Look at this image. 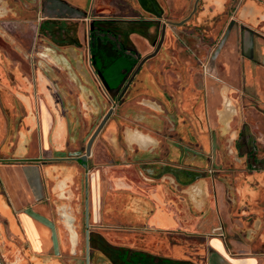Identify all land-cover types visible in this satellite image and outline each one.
I'll return each mask as SVG.
<instances>
[{
  "label": "flooded vegetation",
  "instance_id": "flooded-vegetation-1",
  "mask_svg": "<svg viewBox=\"0 0 264 264\" xmlns=\"http://www.w3.org/2000/svg\"><path fill=\"white\" fill-rule=\"evenodd\" d=\"M50 1L41 0L42 14H45L44 5ZM123 1L134 9L138 8L136 0ZM195 1L160 0V7L164 3L166 8L162 7L159 15H150L151 23L155 25L151 40L154 48L146 55L133 47L129 36L148 32L149 25L136 27L129 19L128 25L123 27L119 24L121 19L106 17L89 18V28L79 31L56 18L51 25L42 22L41 47L33 51L31 57L23 51L25 67L43 70L50 76L53 87L61 96L59 106L65 115L69 138L63 155L47 159L48 167L54 170L52 210L56 226L67 231L69 244L77 245L80 238L78 231L85 229L84 249L87 255L88 241V264H91L92 251L95 249L105 255L102 249L92 247L99 237L89 228L135 225L134 215L127 205L133 194L151 203L145 221L141 222L147 232L141 238L136 231L130 230V240L134 243L117 245L119 253H116L115 264H120V254L127 255L131 249L162 257L170 249L167 241L185 236L194 228V222L214 208L215 197H206L204 194L201 199L202 202L206 201L205 208L199 213L181 192L180 183L187 182V178L195 173H182L180 169L188 164L195 167L198 161L203 162L197 149L205 156V161L213 171L215 167H224L227 171L231 167L241 170L243 174L245 168L253 171L264 167V158L258 156L256 138L249 128V117L242 114L240 92L232 87L225 95L220 93L218 102L215 96L207 93L205 86L194 84L195 76H216L213 79L217 81L221 79L212 69L214 54L211 53L210 58L201 64V58L192 54V47L186 44L188 29L198 33L200 44L205 40L204 32L208 31L202 29L203 23L199 21L200 0L193 11ZM0 3L7 4L8 1L0 0ZM117 3L118 6L122 5L121 2ZM112 7L116 8L114 4ZM233 7L231 2L229 11ZM52 10L57 11L55 8ZM80 10L81 19L91 14L85 7ZM173 10L178 12L176 16L171 14ZM120 12L123 10L117 13ZM185 13L188 14L184 18L190 15L189 18L176 24L184 18L179 21L174 19ZM191 18L195 19L188 28L185 24L190 23ZM13 63V60L8 59V68H5L12 71L15 90L21 91V95L29 92L32 97L28 80H20L21 75L14 72L20 64ZM21 95L15 98H21ZM130 117L148 125L144 132L154 140L147 148L131 146L124 138V124L130 123ZM115 126L119 128L118 136L125 159L118 167H102L103 174L107 175L108 182L112 181L114 188L107 189L108 193L103 197L105 202L97 216L93 212L89 174L96 157L110 155L108 137L112 136L110 133L114 132ZM136 126L141 129L140 125ZM95 132L89 152L86 153ZM83 156H86L85 159H82ZM129 156L131 159L127 160ZM174 161L179 165H175ZM237 178L239 193V173ZM61 185L63 191L58 192L57 188ZM169 223L172 226L167 229ZM2 231L0 228V235ZM118 234L122 235V232L118 230L113 235H101L100 238L110 243L111 237ZM138 241L147 242V248L140 247ZM100 252L95 255L97 264H103L98 261L103 258ZM131 258L134 260L133 256Z\"/></svg>",
  "mask_w": 264,
  "mask_h": 264
},
{
  "label": "crops",
  "instance_id": "crops-1",
  "mask_svg": "<svg viewBox=\"0 0 264 264\" xmlns=\"http://www.w3.org/2000/svg\"><path fill=\"white\" fill-rule=\"evenodd\" d=\"M136 1L138 8L134 9L135 15L132 16L138 17L130 21L134 22L133 26L136 27L147 25L149 27L148 32L143 34L132 33L129 40L135 49L147 53L152 48L151 40L155 27L154 23H151L150 15L152 13L159 15L166 7L164 3L162 4L163 9L160 7V0ZM227 1L204 0L205 4L199 11V21L203 23V29H208L205 34L207 41L200 44L197 38L198 33H194L192 29L187 30L186 44L192 47V54H198L200 58L203 55L206 56L205 52L208 51L214 54L211 62L212 69L217 76L221 77L217 81L209 76L203 78L195 76L194 84L199 87L205 86L207 93L215 96L218 102L220 93L225 95L232 87L240 94L248 92L264 111V0H233L234 7L230 11V5H226ZM55 2L51 0L46 6L44 5L45 14H42L39 24L27 21L25 24H19V26L25 25L21 26L22 29L19 28L21 32L12 31L16 43L19 44L17 45L23 49L22 51L28 52L30 57L31 53L36 51L35 47L38 43L33 39L32 30L39 31L42 22L51 25L56 18L61 23L70 25L75 20L81 19L79 11L84 9L85 0H57ZM54 8L57 9L56 12L52 10ZM3 11L6 14L5 8ZM171 14L176 16L178 12L173 10ZM145 15L149 17L145 18ZM128 22L129 19L125 18L121 19L119 24L125 27ZM22 51L20 48H15L8 53L5 51L4 54L0 51L2 61L5 57L7 60L12 59L14 63L21 62L14 72L21 75L20 80H28V87L32 91V97L29 96V92L23 93L24 95L19 94L21 98L18 99L14 97L4 100V96H0V221H3V218L8 223L10 220H17L26 238L24 245L33 255L35 264H63L60 249L69 244L68 233L63 227L56 226V218L52 210V198L55 193L53 191L54 170L48 167L47 159L63 155L69 132L65 115L59 106L61 98L53 89L52 79L43 70L25 67ZM11 72L7 70V73ZM15 104H20L19 107L22 110L19 119H16L13 113L8 112V108L10 109ZM129 120V124H124L123 132L127 143L134 147L141 145L147 148L154 140L151 135L144 132L148 125L139 121L140 119L130 117ZM15 121L18 124L17 127L14 125ZM137 124L141 126L140 130ZM118 129L115 126L114 132L110 133L112 136L108 137L110 155L102 158L101 156L96 157V162L89 174L94 201L93 212L97 216L100 214L102 203L105 202L103 197L108 193L107 189L114 186L112 181L108 182L102 167L105 165L118 167L125 159ZM12 140L13 144L10 146ZM126 159L130 160L131 157ZM173 163L178 164L176 161ZM185 167L192 169L193 165L188 164ZM248 172V177L244 176L245 171H243L240 178L239 193L242 201L247 199V195L251 197V200L255 199L256 191L251 187L255 184H264V167L253 169V171L248 170ZM201 184L198 185L197 181L192 182L187 190L189 192L186 197L191 207L195 209L201 206L198 191L204 192L206 188ZM57 191L62 192L63 186L57 188ZM128 200L130 201L127 205L135 219V225L132 227H139L142 225V220L145 221L151 203L148 199L135 194L131 195ZM206 214H209L210 220L201 223L203 221L201 217L200 220L194 222V228H191L186 236H202L201 232L210 229L214 220V224L216 223L217 218L214 216L213 208L209 209ZM2 224L0 223V228L3 229ZM170 225V223L166 225L167 229L171 228L172 225ZM247 233L254 236L247 231L241 232L245 236ZM203 238L206 239L207 256H209V261L204 264H264V232L251 239L247 237V243L234 241L227 244L221 235L214 234L207 238L203 236ZM11 245L14 250L20 248L16 243ZM130 251L139 253L135 249ZM175 251L177 255L185 253L181 247L176 248ZM170 252L171 249L167 250L162 257L154 256V260L157 258L160 261L161 259H176L193 262L189 259H174ZM17 261L11 264H20Z\"/></svg>",
  "mask_w": 264,
  "mask_h": 264
},
{
  "label": "rangeland",
  "instance_id": "rangeland-1",
  "mask_svg": "<svg viewBox=\"0 0 264 264\" xmlns=\"http://www.w3.org/2000/svg\"><path fill=\"white\" fill-rule=\"evenodd\" d=\"M7 4H1L0 3V51L4 54L5 51L8 53L11 50H14L15 48H20L21 51L23 50L19 44L16 43V39L13 37L12 31L15 32V30L22 29L25 25L19 26L20 23H27V21H32L33 23L39 24L40 18L42 16V12L40 10V3L41 0H7ZM118 0H86L85 3H83V6L88 11H91L90 16L82 19H77L73 23L70 24L71 29H75L79 31L80 29H86L89 28V18H119V19H134L138 16L134 17L132 15H135L134 8H132L131 5L126 4L123 0L119 1L124 3L122 6H118ZM234 1L228 0L226 5H230V3ZM112 4L116 8L112 7ZM204 0H200L198 6L199 10L204 5ZM3 8V9H2ZM5 8L6 14L3 13ZM123 10V12L120 14L117 13L120 10ZM117 14V15H116ZM188 13H185L183 16L176 17L174 20L179 21L182 18L185 17V15ZM121 17H117L120 16ZM197 15V14H196ZM198 16V15H197ZM149 15H145V18H148ZM195 18H191L189 20L190 23H186L185 25L189 28V26L192 24L191 21H194ZM126 22V21H125ZM18 23V24H16ZM132 23V22H131ZM134 23V22H133ZM160 23V22H159ZM131 25V24H130ZM143 25V24H142ZM20 28V29H19ZM175 29V27L173 26ZM203 29V28H202ZM34 32L33 39L35 42H38L35 49H39L41 46L40 44V34L41 30L37 31L35 29L32 30ZM201 32H204V30H201ZM207 34L206 32H204ZM205 40L206 36H204ZM18 44V45H17ZM153 45V44H152ZM208 47V45H207ZM153 46L150 51L147 53H142L140 51V54L146 55L150 53L153 50ZM195 47H193L194 49ZM197 48V46H196ZM197 51V50H196ZM23 52V51H22ZM24 53V52H23ZM196 53V52H195ZM32 54V53H31ZM207 54L206 56L203 55L200 59V62L202 64L205 63L210 58V51L205 52ZM198 55V54H197ZM25 55L22 56L24 59ZM28 57V56H26ZM4 61L0 59V96H4L5 99H11L14 97H17L19 95V92L14 88V81L13 77L7 73V70L5 67L8 68L7 59L4 57ZM9 59V58H8ZM12 60V59H11ZM213 59L211 60V62ZM18 64H21V62H17ZM25 63V62H24ZM114 68V67H113ZM113 70V69H112ZM213 78H216L213 77ZM11 81V82H10ZM10 82V83H9ZM55 90L57 96H60L58 91L56 90V87H53ZM7 96V98H5ZM241 98H242V114L249 117V128L251 129V132L254 133L256 138V146L258 148V156L260 158H264V111L260 109V106L258 103L253 100L252 96L249 95L248 92H241ZM21 104V103H20ZM20 104H15L14 106H11L10 109L8 108L9 114L13 113V116L16 115V119L20 118V114L22 113V110L20 109ZM14 107V108H13ZM15 127H17V122H14ZM14 129V127H12ZM14 134V133H13ZM13 140L11 142L12 146ZM198 148V147H197ZM198 150V155L201 156V159L203 162L198 161L196 163V166L192 169H187L184 167L183 169H180L182 173H185L184 171H190L191 173H195V175L189 176L190 178H187L188 181L182 184V193L185 195H188L187 190L189 189V185L192 182H198V185L201 183L206 187L204 188V192H200V195H198V200L200 203L199 213H202L204 211L205 202H202L201 195L205 194L206 197L212 196L215 197L216 202L215 206L213 208V212L215 213L214 216H216V223L212 222L211 228L208 229L205 232H201L200 235L202 236H183L181 238H175L170 239L169 243L171 246V256L175 259H189L190 261L196 262L198 264H204L209 261L208 249L206 245V239L203 238L205 236L206 238L210 235H220L222 232V236L224 238L225 243L230 244L234 241H241L242 243H247L246 239L247 237L249 239L255 237L256 235H262L264 232V184L263 185H253L251 189H255L257 196L255 199L251 200V197L247 195V199H241L240 194L237 193L239 180H237L238 173L241 175V170H233V168L229 167V171L226 170V168L221 167H215L214 171L211 168V165L208 164L205 161V156L202 154V152ZM1 154V153H0ZM2 156V155H1ZM200 158V157H198ZM179 165V164H176ZM179 170V169H178ZM245 174L246 177L249 176L248 170L245 168ZM179 172V175L183 174ZM190 173V174H191ZM178 175V176H179ZM183 178V177H182ZM201 184V185H202ZM240 189V188H239ZM237 193V195H236ZM236 195V196H235ZM220 202V203H219ZM196 203V202H195ZM197 204V203H196ZM201 223H205L206 221H209V214H203ZM6 221V223L4 222ZM3 222V224H2ZM0 223L3 225V231L2 235H0V264H11L15 263L16 260L19 261L20 264H35L33 255L31 254L30 250L25 247L24 242L26 240L25 236L23 235L20 225L17 223L16 219L10 220V223L7 222L6 219L3 218V221H0ZM137 228V229H134ZM222 228V229H221ZM89 230L95 234V236H98L100 238L101 235H108L111 233V235L115 234V232H122V235L118 236H112L111 240H109L110 243L103 242V240L100 238L95 239L94 245L92 247L100 248L103 250L105 255H103L99 250L92 251V258L90 259L91 264H97L95 262V255L97 253H101L103 258L101 260H98L99 262H102L103 264H111L113 262L114 264L117 263L116 259V252L119 248H117V245H129L133 244L134 241L130 240V230L136 231L138 233L139 237L143 238V234H145L146 227L144 225L139 227H132V226H119V227H100V226H92L89 228ZM247 231L252 235L245 236L244 234H241V232ZM85 229H79V242L77 245L66 244L64 245L60 250V256L62 257L63 264H85V256L86 251L84 249L85 247ZM65 235V234H64ZM121 240V241H119ZM68 241V240H67ZM11 243H16L18 247H20L18 250L12 249V246H10ZM105 243V244H104ZM145 241H138L137 244L140 245V247H146ZM181 247L184 249L185 253L184 255H177V252L175 251L176 248ZM135 253L133 251L128 250V259H130L132 256L134 257V260H131V264H142L137 263V257L134 255ZM120 264H127L126 260L121 258V254L118 256ZM125 258V254H124ZM93 260V263H92ZM17 261V263H18ZM129 263V264H130ZM155 264L158 263V259L155 258L154 260ZM144 264H148V262H144Z\"/></svg>",
  "mask_w": 264,
  "mask_h": 264
},
{
  "label": "trees",
  "instance_id": "trees-1",
  "mask_svg": "<svg viewBox=\"0 0 264 264\" xmlns=\"http://www.w3.org/2000/svg\"><path fill=\"white\" fill-rule=\"evenodd\" d=\"M116 253H119L118 251L116 252ZM134 255H136V257H138V258H136L137 259V263H142V264H144V262H148V264L150 263V264H155L153 261H154V257L153 256H151V255H149V254H147V253H145V252H143V253H141V252H139V253H135ZM128 257V254L127 255H125V258H124V254L121 256V258H123L124 260H126V262L129 260V261H131L133 258H130V259H128L127 258ZM127 258V259H126ZM158 263L159 264H195V263H193V262H189V261H184V260H173V259H161V261L160 260H158Z\"/></svg>",
  "mask_w": 264,
  "mask_h": 264
},
{
  "label": "water",
  "instance_id": "water-1",
  "mask_svg": "<svg viewBox=\"0 0 264 264\" xmlns=\"http://www.w3.org/2000/svg\"><path fill=\"white\" fill-rule=\"evenodd\" d=\"M197 2H198V0L195 1V4H194L195 7H194V10H193V11H195V9H196V4H197ZM189 16H190V15H188L186 18H184V20H182L181 22H176V24H178V23L180 24V23L185 22V20H187V19L189 18ZM102 124H103V123H102ZM102 124L98 127V129L102 126ZM96 132H97V131H96ZM96 132L92 135V138H91V140L89 141V144H88L87 152H86V153L89 152L90 144L92 143V140H93L94 135L96 134ZM85 157H86V156H83L82 159H85ZM88 247H89V244H88V241H87V243H86V249H87L86 262H87V264H88V261H89V249H88ZM127 262H129V260H128ZM127 262H126V263H127Z\"/></svg>",
  "mask_w": 264,
  "mask_h": 264
}]
</instances>
